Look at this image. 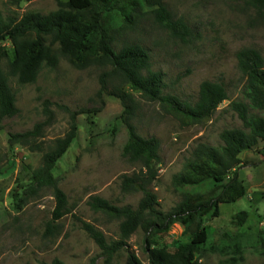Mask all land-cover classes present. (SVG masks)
<instances>
[{"label":"rangeland","instance_id":"obj_1","mask_svg":"<svg viewBox=\"0 0 264 264\" xmlns=\"http://www.w3.org/2000/svg\"><path fill=\"white\" fill-rule=\"evenodd\" d=\"M165 3L173 17L190 28V37H175L146 16L136 28L118 34L115 49L119 51L128 44L146 48L152 69L163 74L164 94L195 104L201 84L213 81L225 86L229 98L211 117L186 125L161 103L133 92L138 132L160 142V161L155 164L157 179L151 190L160 209L167 213L183 198L173 178L182 171L192 151L202 143L221 146L224 130L243 128L231 108L236 101L249 104L244 97L247 79L239 69L238 53L251 48L264 59V11L254 8L250 0ZM57 9V0H0L5 16L21 17L29 12L48 15ZM4 46L13 58L11 43L6 41ZM59 58L55 69L43 68L32 84L21 85L17 78L9 77L18 112L0 120V264H50L54 259L65 264H127L129 253L147 264L142 230L128 241L127 250L108 259L82 229L81 221L88 222L103 232L108 242L120 239L121 221L93 210L89 200L99 196L117 206L137 208L142 193H122L121 182L123 175L139 172L142 164L124 156L129 134L120 120L124 111L121 101L99 93L100 76L110 68L78 69L61 54ZM1 66L8 74V61ZM114 83L118 81L110 86ZM81 108H101V112L77 117L76 139L53 170L58 186L67 196L70 212L55 222L58 228L50 234L47 224L52 220L56 200L49 188L35 194L28 191L31 176L41 165L44 153L69 130V112ZM39 124L43 128L32 145L11 143V135L33 131ZM240 157L244 166L239 172L247 194L236 203L222 204L219 217L205 219L211 239L203 253L197 255L200 264H264V243L259 239L264 233V143ZM242 211L248 217L240 225L235 216ZM191 238L176 223L167 234L155 237L154 247L173 251Z\"/></svg>","mask_w":264,"mask_h":264},{"label":"trees","instance_id":"obj_2","mask_svg":"<svg viewBox=\"0 0 264 264\" xmlns=\"http://www.w3.org/2000/svg\"><path fill=\"white\" fill-rule=\"evenodd\" d=\"M166 0H57L58 9L48 15L29 12L21 17L7 15L0 10V120L17 114L16 97L9 77L17 78L21 85L36 82L43 68L55 69L59 55L78 69L92 66L110 68L100 76V95L105 94L121 101L124 111L120 120L129 137L124 147V156L131 162L142 164V169L122 176L121 191L124 194L142 193L138 207L117 206L99 196L89 200L91 208L110 218L121 221L120 239L108 242L103 232L93 224L81 221L82 229L99 246L102 253L111 259L121 250H127L128 241L139 231L144 233V249L147 264H200L197 255L203 253L211 237L204 221L220 216L222 204H233L246 194L239 169L244 166L242 153L256 149L264 143V59L255 49H243L238 53L240 71L246 77L244 101L231 103L243 123V128L224 130L221 146L199 144L186 160L181 172L173 178L176 190L183 198L170 212L160 209L151 185L157 179L155 164L160 161V142L155 137H143L138 132L134 119L137 101L133 94L159 102L182 123L191 125L211 117L225 101L227 90L221 82L204 81L200 86L199 99L195 104L181 101L164 94L163 74L152 69L149 51L140 44H128L117 51L114 44L118 34L134 29L146 16L169 30L182 40L191 36L190 28L176 20L166 6ZM251 5L264 11V0H250ZM13 46L10 59L4 43ZM55 46L58 48L55 49ZM7 60L8 74L1 63ZM117 80L111 87L110 84ZM131 91V92H130ZM255 111V112H254ZM101 112L98 109L81 108L71 111L70 128L64 137L43 155L41 165L32 172L28 191L49 188L53 191L56 207L47 232L58 228L55 222L70 210L64 191L58 186L53 174L57 162L67 153L77 136V117ZM43 125L33 131L11 135V143L32 145L40 135ZM27 191V192H28ZM18 201H20L18 199ZM248 217L246 211L235 216L239 224ZM179 223L191 235V241L182 243L171 251L165 247H154L157 235L167 234ZM264 243V233L259 235ZM237 251L240 249L237 247ZM47 264V263H45ZM50 264H65L54 259ZM127 264H146L135 253H129Z\"/></svg>","mask_w":264,"mask_h":264}]
</instances>
